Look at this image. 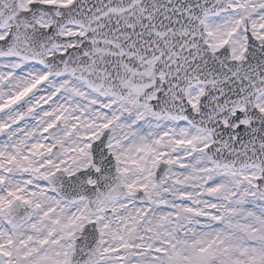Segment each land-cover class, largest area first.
<instances>
[{
  "label": "snow or ice",
  "instance_id": "6c2138e0",
  "mask_svg": "<svg viewBox=\"0 0 264 264\" xmlns=\"http://www.w3.org/2000/svg\"><path fill=\"white\" fill-rule=\"evenodd\" d=\"M0 264H264V0H0Z\"/></svg>",
  "mask_w": 264,
  "mask_h": 264
}]
</instances>
